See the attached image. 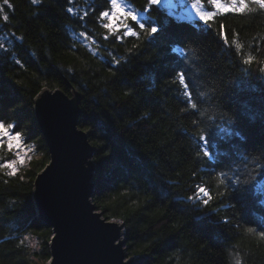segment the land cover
<instances>
[{
  "label": "trees",
  "instance_id": "16d2710c",
  "mask_svg": "<svg viewBox=\"0 0 264 264\" xmlns=\"http://www.w3.org/2000/svg\"><path fill=\"white\" fill-rule=\"evenodd\" d=\"M9 2V21L0 17V114L42 154L16 177L0 169V264L50 258L51 229L37 219L31 198L33 179L49 160L33 115L43 87L80 95L78 126L95 164L91 201L105 219L123 221L127 257L264 264V11L218 14L206 25L163 4L121 0L145 29H157L147 36L129 21L139 36L121 41L102 26L105 0ZM202 4L214 11L208 0ZM248 56L251 65L243 63ZM178 71L187 74L195 110L172 83ZM12 159L0 148V164ZM198 185L209 191L208 206L187 199ZM26 235L42 238L40 247L32 250Z\"/></svg>",
  "mask_w": 264,
  "mask_h": 264
},
{
  "label": "water",
  "instance_id": "95a60500",
  "mask_svg": "<svg viewBox=\"0 0 264 264\" xmlns=\"http://www.w3.org/2000/svg\"><path fill=\"white\" fill-rule=\"evenodd\" d=\"M79 99L74 88L67 94L48 87L33 99V115L49 155L31 191L37 219L51 229L45 264H141L142 257L124 252L123 224L102 221L92 212L93 146L78 126Z\"/></svg>",
  "mask_w": 264,
  "mask_h": 264
},
{
  "label": "snow or ice",
  "instance_id": "6c2138e0",
  "mask_svg": "<svg viewBox=\"0 0 264 264\" xmlns=\"http://www.w3.org/2000/svg\"><path fill=\"white\" fill-rule=\"evenodd\" d=\"M30 2L35 5L39 3L40 0H30ZM105 3L109 5V8L99 11V18L102 21H106L102 25L103 28L105 30H108L111 35L115 36L117 39L122 41L124 37L139 36V33L134 30L131 24H135L136 26H138L139 29L146 32L147 36L157 31L155 27L145 29L142 24H139L137 12L126 6L121 2V0H105ZM154 3H157V0H148L149 6ZM208 3L214 8V11H206L202 4V0H192L191 5L192 10L196 14V16L202 23L206 25H210V23L216 18L218 14L228 15L243 14L245 12L252 13L256 12L257 9H259L260 11H264V0H208ZM253 5L255 7H252ZM5 8H13V5L9 2V0H2V3H0V17H2L3 21L8 22L9 15L6 12ZM145 10H147V8H145ZM67 11L69 13L73 12L71 8H68ZM85 15H87V13H85ZM129 21L131 22V24L129 23ZM79 35L85 39L88 38L84 32H81ZM103 39L108 40L109 37L104 36ZM220 39L224 44H228L227 37L224 36L223 33H221ZM92 43L95 44L96 41L93 40ZM233 44L235 46V49L239 51L241 45L239 43H236L235 41L233 42ZM105 51H107V49H105ZM128 51L131 53L133 49H129ZM94 55H99V52H94ZM108 55L116 65L121 63V61L123 60V57L117 58L111 52H109ZM253 60V57L248 56L243 60V63L245 65H251L253 63ZM17 66L22 67L19 62ZM172 83L178 84L183 89V95L186 99H190V101L192 102L191 109L195 110L197 105L194 100L192 90L188 85L187 74L184 71H178L175 75V78L172 80ZM201 132L202 130H200V134ZM5 146L7 147L9 153L13 154L16 158L0 164V169H7V176L16 177L18 174L19 166H23L26 162L25 157H27L29 160L31 159V157L28 156V153L32 152L34 146L26 142L25 135L18 130V126L16 123L9 122L7 118L0 114V148H3ZM21 179H23V177H21ZM219 183L221 185L224 184V180H222L220 176ZM127 194L128 193L125 191L124 195ZM220 195L223 196L224 193H220ZM112 199H116V197H113ZM187 199L198 202L202 200V202L205 203L206 206H208L209 201L211 200V196L207 188L200 187L198 185L196 194L194 196H189ZM92 212L102 221L104 220V213L96 211L95 208L92 209ZM110 221L115 222L116 218L112 217ZM224 222L228 223L227 220H225ZM247 231L254 232L256 231V229L253 227H248ZM261 235L264 236V232H262ZM25 239H27V237H25ZM237 264H239V262H237Z\"/></svg>",
  "mask_w": 264,
  "mask_h": 264
},
{
  "label": "rangeland",
  "instance_id": "374dc122",
  "mask_svg": "<svg viewBox=\"0 0 264 264\" xmlns=\"http://www.w3.org/2000/svg\"><path fill=\"white\" fill-rule=\"evenodd\" d=\"M157 4H163L166 6V9L172 13L176 14L180 17H185V18H195L197 17L196 14L192 10V0H157ZM28 144L34 146L32 152L28 153V156L31 157L29 160L27 157H25V164L23 166H19L18 169H22L28 166L30 161L33 159L39 158L42 154V151H40L37 147V144L33 141H26ZM16 157L13 155V159ZM116 221L120 222L119 220L116 219ZM27 237V239H25ZM24 237L25 243L32 249H38L42 243V238L36 237L34 235H26ZM125 254L127 253V250L125 246H123ZM130 257H137V256H130Z\"/></svg>",
  "mask_w": 264,
  "mask_h": 264
},
{
  "label": "clouds",
  "instance_id": "9594fccd",
  "mask_svg": "<svg viewBox=\"0 0 264 264\" xmlns=\"http://www.w3.org/2000/svg\"><path fill=\"white\" fill-rule=\"evenodd\" d=\"M119 223H123V221H120Z\"/></svg>",
  "mask_w": 264,
  "mask_h": 264
}]
</instances>
